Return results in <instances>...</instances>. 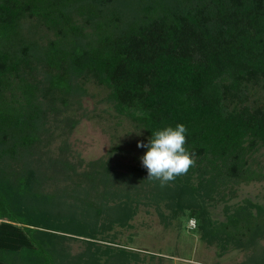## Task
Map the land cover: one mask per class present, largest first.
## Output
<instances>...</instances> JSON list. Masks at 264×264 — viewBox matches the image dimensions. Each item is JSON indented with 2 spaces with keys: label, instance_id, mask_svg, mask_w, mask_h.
Wrapping results in <instances>:
<instances>
[{
  "label": "trees",
  "instance_id": "obj_1",
  "mask_svg": "<svg viewBox=\"0 0 264 264\" xmlns=\"http://www.w3.org/2000/svg\"><path fill=\"white\" fill-rule=\"evenodd\" d=\"M89 81L145 132L156 193L264 264V203L227 191L264 179V0H0V264L136 257L94 241L135 216L134 176L112 156L72 160ZM73 236L87 241L77 256Z\"/></svg>",
  "mask_w": 264,
  "mask_h": 264
},
{
  "label": "rangeland",
  "instance_id": "obj_2",
  "mask_svg": "<svg viewBox=\"0 0 264 264\" xmlns=\"http://www.w3.org/2000/svg\"><path fill=\"white\" fill-rule=\"evenodd\" d=\"M88 93L82 105L74 110L80 121L68 135L71 144L72 160L84 159L89 162L98 158L113 157L119 172L135 178L134 198L138 199L137 212L128 226L116 225L112 230L99 234L97 245H111L114 250L125 247L136 257L129 264H241L248 252L244 249L229 247L223 252L217 243H209L202 237V230L190 226V209L175 210L163 200L154 187L152 174L155 169L146 156V135L125 116L104 101L107 89L89 81ZM61 142L57 137L54 145ZM255 158L264 171V148ZM139 169H141L139 171ZM228 203L242 202L246 198L264 203V179L243 182L232 189ZM212 200L210 215L213 219L225 217L224 200ZM72 256L84 253L87 249L86 238L70 237L64 242Z\"/></svg>",
  "mask_w": 264,
  "mask_h": 264
},
{
  "label": "built area",
  "instance_id": "obj_3",
  "mask_svg": "<svg viewBox=\"0 0 264 264\" xmlns=\"http://www.w3.org/2000/svg\"><path fill=\"white\" fill-rule=\"evenodd\" d=\"M190 226L191 227H195L196 226V219L195 218H191L190 219Z\"/></svg>",
  "mask_w": 264,
  "mask_h": 264
}]
</instances>
